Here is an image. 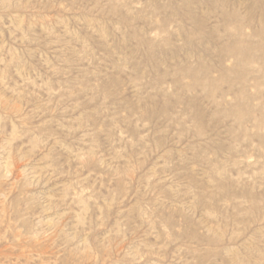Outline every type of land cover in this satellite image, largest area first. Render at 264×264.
Wrapping results in <instances>:
<instances>
[{
    "label": "rangeland",
    "instance_id": "obj_1",
    "mask_svg": "<svg viewBox=\"0 0 264 264\" xmlns=\"http://www.w3.org/2000/svg\"><path fill=\"white\" fill-rule=\"evenodd\" d=\"M263 236L264 0H0V264H264Z\"/></svg>",
    "mask_w": 264,
    "mask_h": 264
},
{
    "label": "bare ground",
    "instance_id": "obj_2",
    "mask_svg": "<svg viewBox=\"0 0 264 264\" xmlns=\"http://www.w3.org/2000/svg\"><path fill=\"white\" fill-rule=\"evenodd\" d=\"M238 1V0H237ZM199 4V3H198ZM206 5V4H205ZM210 10V9H209ZM224 14V13H223ZM146 45V44H145ZM195 56V55H194ZM200 58V57H199ZM161 64V63H160ZM156 65V64H155ZM207 65V64H206ZM168 75V74H167ZM157 97V96H156ZM210 98V97H209ZM217 100V99H216ZM162 104V103H161ZM240 110V109H239ZM231 111V110H230ZM241 125V124H240ZM248 225V224H247ZM264 237V236H263ZM253 244V243H252ZM247 258V257H246Z\"/></svg>",
    "mask_w": 264,
    "mask_h": 264
}]
</instances>
